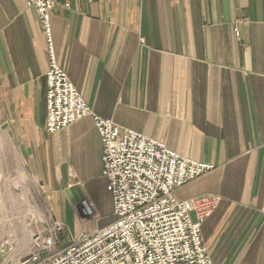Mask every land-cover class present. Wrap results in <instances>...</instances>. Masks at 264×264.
I'll return each instance as SVG.
<instances>
[{
    "label": "crops",
    "instance_id": "crops-1",
    "mask_svg": "<svg viewBox=\"0 0 264 264\" xmlns=\"http://www.w3.org/2000/svg\"><path fill=\"white\" fill-rule=\"evenodd\" d=\"M53 2L57 60L94 112L214 165L176 191L218 199L201 227L213 263L264 264V0ZM48 68L36 9L0 0V140L61 213L75 223L87 197L103 227L100 135L91 116L46 131Z\"/></svg>",
    "mask_w": 264,
    "mask_h": 264
},
{
    "label": "built area",
    "instance_id": "built-area-1",
    "mask_svg": "<svg viewBox=\"0 0 264 264\" xmlns=\"http://www.w3.org/2000/svg\"><path fill=\"white\" fill-rule=\"evenodd\" d=\"M36 8L49 58L45 74L48 133L91 116L103 145V175L115 219L53 253L63 224L32 236L30 253L13 264H214L202 237L217 208L213 195L180 199L176 191L214 165L183 156L164 142L97 115L59 64L51 26L53 0H25ZM91 214L87 201L81 202ZM249 264V263H243Z\"/></svg>",
    "mask_w": 264,
    "mask_h": 264
},
{
    "label": "rangeland",
    "instance_id": "rangeland-1",
    "mask_svg": "<svg viewBox=\"0 0 264 264\" xmlns=\"http://www.w3.org/2000/svg\"><path fill=\"white\" fill-rule=\"evenodd\" d=\"M0 161V264H13L28 255L32 249L33 234L37 231H41L43 235L50 233L51 222L54 220L63 224V231L57 236V242L52 249L53 253L101 227L96 225V221L101 216L87 197L81 198L73 206V217L75 218V223H73L69 214L61 213L62 200L60 198L57 200L55 196H52L46 184L36 181L26 169L31 180L22 181L18 183L19 186H16L14 180L19 181L18 170L23 164L14 147L8 146L3 140H0ZM84 200L87 201L91 214L85 213L81 203ZM30 207L34 212L29 211ZM23 215L26 216L29 224V235H26L23 229L21 221ZM114 219L112 211L106 224ZM89 225H93L91 230L78 233L82 226Z\"/></svg>",
    "mask_w": 264,
    "mask_h": 264
},
{
    "label": "bare ground",
    "instance_id": "bare-ground-1",
    "mask_svg": "<svg viewBox=\"0 0 264 264\" xmlns=\"http://www.w3.org/2000/svg\"><path fill=\"white\" fill-rule=\"evenodd\" d=\"M1 162V161H0ZM1 166V165H0ZM1 173V171H0ZM18 177H19V181L18 180H14V184L16 186H19L18 183L22 182V181H30L31 180V177L30 175L27 173V171L25 170V168L23 166H20L19 167V170H18ZM38 192V191H37ZM25 202V201H23ZM29 211L30 212H34L33 209L30 207L29 208ZM86 212L88 213V210L86 209ZM65 215V214H64ZM21 221L23 223V229L26 233V235H29L30 231H29V224L27 223L26 221V216L23 215L22 218H21Z\"/></svg>",
    "mask_w": 264,
    "mask_h": 264
}]
</instances>
